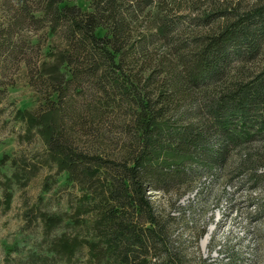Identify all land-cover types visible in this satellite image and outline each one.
Listing matches in <instances>:
<instances>
[{
  "label": "trees",
  "instance_id": "16d2710c",
  "mask_svg": "<svg viewBox=\"0 0 264 264\" xmlns=\"http://www.w3.org/2000/svg\"><path fill=\"white\" fill-rule=\"evenodd\" d=\"M64 1L0 0V120L14 72L39 88L34 32L49 27L66 44L70 74L41 91L59 110L50 147L79 183L107 171L99 194L108 204L99 218L107 252L120 264H189L171 250L169 219L149 192L217 182L243 151L239 170L257 174L264 151L251 148H264V67L253 65L264 59V5L199 13L205 0H90V13ZM153 6L155 20L135 39L134 25ZM87 86L91 99L81 106L75 96ZM226 253L236 264L238 253Z\"/></svg>",
  "mask_w": 264,
  "mask_h": 264
},
{
  "label": "rangeland",
  "instance_id": "374dc122",
  "mask_svg": "<svg viewBox=\"0 0 264 264\" xmlns=\"http://www.w3.org/2000/svg\"><path fill=\"white\" fill-rule=\"evenodd\" d=\"M64 4L95 12L90 0H65ZM201 4L199 13L236 6L248 12L264 5V0H205ZM157 8H148L140 22L135 21V39L144 21L155 20ZM35 32L41 57L32 74L39 88L28 84L23 71L14 72L15 86L9 88L1 106L0 264H120L115 254L107 252V239L99 226L108 206L101 205L99 195L107 171L100 170L94 179L79 183L72 165L51 150L49 141L59 129V110L49 107L50 97L41 91L48 84L51 88L52 83L70 79L66 44L49 27ZM96 32L103 35L106 31ZM254 67L263 68L264 59ZM118 73L122 78V72ZM89 94L87 86L75 96L76 102L81 106L89 102ZM75 138L82 148L87 138L81 134ZM260 145L251 150L263 152ZM243 153L232 159L217 182L203 177L187 193L186 186H176L168 193L149 192L153 207L169 219L171 250L182 253L189 264H228L229 248L238 253L236 264H264V213L259 211L264 206V162L258 165L257 174L250 167L239 170Z\"/></svg>",
  "mask_w": 264,
  "mask_h": 264
}]
</instances>
